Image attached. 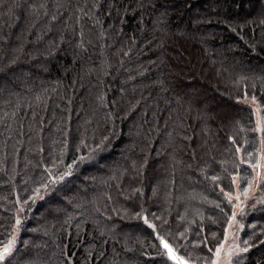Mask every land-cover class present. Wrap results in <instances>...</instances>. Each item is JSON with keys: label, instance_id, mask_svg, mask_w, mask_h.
I'll return each mask as SVG.
<instances>
[{"label": "trees", "instance_id": "1", "mask_svg": "<svg viewBox=\"0 0 264 264\" xmlns=\"http://www.w3.org/2000/svg\"><path fill=\"white\" fill-rule=\"evenodd\" d=\"M97 2L0 0V241L18 214L12 264H173L135 218L143 206L179 255L206 264L233 211L220 189L253 182L260 135L243 99L264 116V0ZM104 136L49 182L46 167L67 171ZM255 200L238 221L241 246L254 232L257 246L238 264H264V182Z\"/></svg>", "mask_w": 264, "mask_h": 264}, {"label": "snow or ice", "instance_id": "2", "mask_svg": "<svg viewBox=\"0 0 264 264\" xmlns=\"http://www.w3.org/2000/svg\"><path fill=\"white\" fill-rule=\"evenodd\" d=\"M41 7H43V5H41ZM94 8H99L101 7L99 0L96 4L93 5ZM140 7H143V5L141 4ZM125 11H127V9H125ZM53 20L56 19L55 16H53L52 18ZM261 24L264 25V20H261ZM236 29L233 28V31H235ZM243 39V37H241ZM17 52L22 53L23 52V48H19L17 49ZM19 55L16 56L15 58H13L10 61L9 66L14 65L17 63V61L19 60ZM0 71H4L3 68H0ZM253 103L256 100V97L253 96L252 98ZM257 112V120H256V127L253 129L254 132H258L261 134L260 136V158L256 159L255 162H253L252 160V155L249 153L248 154V166L255 172L257 169H264V116H260L259 112L260 109H256ZM231 139V138H230ZM110 142L109 141V137L108 136H104L99 143L96 144V146L94 148H91L89 150V154L87 156H78L75 159H73L71 164L66 165L67 167V171L63 172V173H58V175L54 176L52 173V169L46 167L44 169L45 173H47L48 177H49V182L55 184L57 182V180H63L65 176H70L72 174V170H73V166L77 165L78 163H84L85 161L88 160H92L95 156V154H97L100 151H103L106 147V143ZM233 144H235V140H232ZM81 147H88L87 144H85L83 141H81L80 145H77V152L80 151ZM41 151H43V149H41ZM236 151L239 152L240 148H236ZM63 155L64 153L62 152L60 154V162L63 163ZM146 163V161H145ZM241 163H245V161L243 159H241ZM54 166H55V162H54ZM135 167V165L133 166ZM259 178L262 182H264V174H262L261 172H257L256 176L253 177V179H257ZM211 179L213 181H216L219 179V177L217 176H212ZM232 183L235 184L236 183V177L233 176L232 177ZM42 188L47 189L48 188V183H43L41 185ZM238 187V185H237ZM252 187V181L249 180L248 181V188L244 190L243 195L245 197H247L248 191L251 189ZM137 192H139L141 195L143 194L141 192L140 189H136ZM220 191L224 194L225 198L227 199L229 204H232L233 202V196L224 190V188H221ZM240 195L241 194H237L235 196V200L239 201L240 200ZM42 199L43 197L40 196V188H36L33 190V195L29 196L27 199H25L23 201V203H21L19 197L16 200V203L20 205V207L17 209V212H23L24 211V205L28 204L29 200L32 201V203H35L36 199ZM260 203L264 204V201H260ZM217 208H220V205L217 204L216 205ZM234 207H239V205H236ZM221 212H224L223 208H220ZM241 213L243 212V208H240ZM135 218L142 220L143 221V225L146 226L147 229L151 230V235L153 236V239L155 241H158V245L156 243L151 244L150 246L152 248H161L162 251L158 252V255L161 257L166 256L167 260L172 261L173 264H188V261L181 255L178 254V249L177 247L174 246L173 242L170 240L171 237V233L170 232H166L165 234H161V229L164 228L165 225L168 224V221L163 219L162 217H156L155 213H153V217L157 220H160V224L158 225L157 223H155L154 221L150 220L148 215L146 214V209L143 208V206H141L140 211H137L134 213ZM225 215H227L225 213ZM237 219V213L235 210L232 211L231 217L229 218V227L232 226L233 222H235ZM23 226V220L21 219L20 215H16L15 219H14V223L11 225L10 228V233H9V238L7 239L6 242L4 241H0V264H12V260L14 259V253L16 252V243H17V235L19 234L21 228ZM241 229L244 227L243 225H240ZM253 227H255L253 225ZM201 231H203V229L201 228ZM215 233L212 234L213 239H215ZM260 235H264V230L261 231ZM185 233L184 232H180L179 233V237L178 239H184ZM228 238V231L227 229H225V233H224V240L225 242L227 241ZM256 239H258L257 234L254 232L252 236H250L248 239H245L242 243L243 246H241L240 244L235 243V237H234V242L233 245L231 247L228 248L226 256L227 259L223 260L221 259L222 256V252H224V243H218V246L215 247V251H214V258L208 260L206 258V264H238L237 260H234V257H240L241 254L243 253H248L250 251L251 248L256 247L257 244L255 243ZM203 243H207V237L203 238ZM259 244L264 245V240H259ZM25 246H27V241H25ZM198 246V245H197ZM209 252H213L212 248H208ZM165 264H167V261H165Z\"/></svg>", "mask_w": 264, "mask_h": 264}, {"label": "rangeland", "instance_id": "3", "mask_svg": "<svg viewBox=\"0 0 264 264\" xmlns=\"http://www.w3.org/2000/svg\"><path fill=\"white\" fill-rule=\"evenodd\" d=\"M243 101L244 102H248L252 106V108L254 110L255 121L257 120V115H258L257 112H256V109H260L259 115L263 116L262 115V111H261V106H260V104H259V102L257 100H255V102L253 103L251 98H244ZM259 135L261 136L260 133H259ZM259 149H260V145H259ZM259 158H260V152L258 153V159ZM262 162H264V161H262ZM257 172H261L262 174H264V169H257L254 172V176L253 177L256 176ZM235 177H236L235 191L232 194V196H233V201H234L233 210H235L236 213H237V219H236L235 222H233L231 227H229V224H228V226H227V231H228L227 241L225 242V240L223 239V241L221 242V243H224V252H222V256H221L222 261L227 259L226 253H227L228 248L233 245L234 237H235V243L241 245V243H240V232H241L242 229L240 227L241 223L238 221V215L241 213L240 208L242 207L243 210H244L249 203H252V202L255 203V201H256L255 199H256V197H257V195L259 193L260 184L262 182L259 178L253 179L252 187L248 191L247 197H245L242 194L243 191H241L240 188L237 187V185H238V177L237 176H235ZM237 194H241L239 201L235 200V196ZM236 205H239V207H234ZM234 259H235V257H234ZM188 264H192V263H188Z\"/></svg>", "mask_w": 264, "mask_h": 264}]
</instances>
